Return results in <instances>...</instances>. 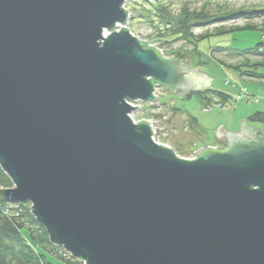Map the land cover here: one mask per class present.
<instances>
[{
  "label": "water",
  "instance_id": "1",
  "mask_svg": "<svg viewBox=\"0 0 264 264\" xmlns=\"http://www.w3.org/2000/svg\"><path fill=\"white\" fill-rule=\"evenodd\" d=\"M123 1L0 0V201L85 264H264V134L192 161L153 143L128 102L211 78L115 26Z\"/></svg>",
  "mask_w": 264,
  "mask_h": 264
},
{
  "label": "rangeland",
  "instance_id": "2",
  "mask_svg": "<svg viewBox=\"0 0 264 264\" xmlns=\"http://www.w3.org/2000/svg\"><path fill=\"white\" fill-rule=\"evenodd\" d=\"M121 9L127 12L131 37L159 50L162 59L211 78L195 92L159 87V103L154 106L137 102L139 109L133 118L150 120L160 143L179 159L194 160L204 145L222 147L214 136L219 125L238 133L243 117L248 121L255 113L264 114V67L241 66L264 58V0H124ZM184 11L193 16L201 13L205 20L195 19L182 29L177 21ZM205 89L223 93L229 101H202L196 95ZM205 105L219 107L207 113ZM247 125L264 134L263 123L248 121ZM44 257L53 264H64L54 256Z\"/></svg>",
  "mask_w": 264,
  "mask_h": 264
},
{
  "label": "trees",
  "instance_id": "3",
  "mask_svg": "<svg viewBox=\"0 0 264 264\" xmlns=\"http://www.w3.org/2000/svg\"><path fill=\"white\" fill-rule=\"evenodd\" d=\"M203 16L205 15L201 13L193 16L184 11L177 21L179 23L178 26L183 27L182 29H187L195 19H197L196 21H204L205 19L201 18ZM177 33H181V31ZM143 47L146 46L143 45ZM259 47L261 46L259 45ZM250 53L252 52L245 51L243 54ZM241 66L251 69L264 67V58L259 62H254V64H241ZM196 96L202 101H206L207 98L215 99L221 103H227L229 101L227 95L209 89L200 90ZM248 121L264 124V114L255 113L248 117ZM253 140L254 142L250 141L244 145H264V140L261 137L259 138V136ZM242 145L238 143L235 147ZM212 151L209 150L206 153ZM9 188H12V183L0 168V189ZM59 251V247L50 244L45 230L32 217L29 203H22L16 206L0 201V264H53L45 259L44 254H48L51 257L54 256L55 259L64 264H78L76 261L69 259H65V261L58 254Z\"/></svg>",
  "mask_w": 264,
  "mask_h": 264
},
{
  "label": "built area",
  "instance_id": "4",
  "mask_svg": "<svg viewBox=\"0 0 264 264\" xmlns=\"http://www.w3.org/2000/svg\"><path fill=\"white\" fill-rule=\"evenodd\" d=\"M108 34H110V32H108V31H103V33H102V35L103 36H105L104 38H106V36L108 35ZM160 86H158V85H155V87H154V89H156V88H159ZM153 95V97L154 98H157V101L156 102H151V103H148V104H146V105H149V106H154L155 104H157V103H159V100H158V97L156 96V94L155 93H153L152 94ZM207 106H210V108H206ZM205 105V108H204V111L205 112H207V113H209L210 111H212L213 109H218V107L219 106H216V105ZM137 109H139V108H136V110ZM136 112V111H135ZM129 116V118H130V120L133 122V123H135L136 122V124H138V122H140V121H147L148 122V124H149V126L151 127V130H152V132H153V134H152V137H151V140H152V142L153 143H155L156 145H161V146H165V145H163V144H161L160 142V140H159V138L157 137V133L155 132V129H154V125H153V123L150 121V120H148V119H143V118H141L140 120H136L135 118H133V114H129L128 115ZM135 121V122H134ZM196 158V156L194 155V157H192V159H195ZM59 255L61 256V257H63L64 259H70L71 258V256H70V254H68L66 251H64V250H62V248H59ZM75 261H76V259H74ZM77 263H80V264H82V262H83V264H85V262L84 261H81V260H77L76 261Z\"/></svg>",
  "mask_w": 264,
  "mask_h": 264
},
{
  "label": "bare ground",
  "instance_id": "5",
  "mask_svg": "<svg viewBox=\"0 0 264 264\" xmlns=\"http://www.w3.org/2000/svg\"><path fill=\"white\" fill-rule=\"evenodd\" d=\"M143 1H145V2H154V0H143ZM127 22H128V19L126 18V20H125V24H123V25H121V23H118V26L119 27H125V28H127ZM115 27V26H114ZM118 29V28H117ZM127 32H128V30H127ZM116 33H118V32H116ZM102 38L103 39H105L104 38V36L102 35ZM155 50H157L156 48H154ZM157 51H159V50H157ZM165 88H167V87H165ZM159 88H156V89H153V92H152V94L153 93H155L156 94V92H157V90H158ZM169 89V88H168ZM170 90H172V89H170ZM178 90H182V89H178ZM153 96V95H152ZM137 102H140V101H133V102H128V104L131 106V107H133V108H135V107H137L138 108V105H137ZM143 104H148V103H143ZM206 108H210V106H207ZM136 111V109H134L131 113H130V115L131 114H133L134 112ZM212 111H210L209 113H211ZM135 122V121H134ZM133 124H135L136 125V122L135 123H133ZM148 124V123H147ZM148 126H149V124H148ZM150 127V126H149ZM151 128V127H150ZM151 137H152V134H151ZM151 139V138H150ZM217 150H219V149H217ZM13 205H20V204H13ZM31 206V205H30ZM31 208V207H30ZM30 213H31V209H30ZM32 215V214H31ZM33 217V216H32ZM34 218V217H33ZM62 250H64L63 248H62ZM65 251V250H64ZM67 252V251H66ZM68 254H70L69 252H67ZM70 256H71V254H70ZM76 259V261L77 260H79L78 258H75ZM82 261V260H81Z\"/></svg>",
  "mask_w": 264,
  "mask_h": 264
},
{
  "label": "crops",
  "instance_id": "6",
  "mask_svg": "<svg viewBox=\"0 0 264 264\" xmlns=\"http://www.w3.org/2000/svg\"><path fill=\"white\" fill-rule=\"evenodd\" d=\"M246 119V120H245ZM240 120V119H239ZM242 121H245V123L247 124L248 122H247V118H242ZM248 126V125H247ZM248 127H252V126H248ZM222 128L225 130L224 131V133H223V135H222V140H221V142H220V144H222V147H217V146H215V145H204L203 147H208V148H212V149H215V150H217V149H219V150H225V149H227V146H228V139L225 137V135L227 134V130L225 129V126H222ZM215 139L217 140V141H220V140H218L216 137H215Z\"/></svg>",
  "mask_w": 264,
  "mask_h": 264
},
{
  "label": "flooded vegetation",
  "instance_id": "7",
  "mask_svg": "<svg viewBox=\"0 0 264 264\" xmlns=\"http://www.w3.org/2000/svg\"><path fill=\"white\" fill-rule=\"evenodd\" d=\"M252 142H254V140H252Z\"/></svg>",
  "mask_w": 264,
  "mask_h": 264
}]
</instances>
